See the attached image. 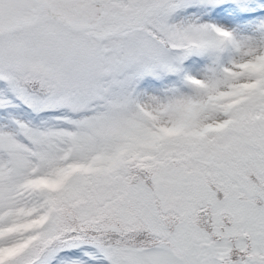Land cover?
<instances>
[{
	"label": "snow or ice",
	"instance_id": "snow-or-ice-1",
	"mask_svg": "<svg viewBox=\"0 0 264 264\" xmlns=\"http://www.w3.org/2000/svg\"><path fill=\"white\" fill-rule=\"evenodd\" d=\"M0 264H264V0H0Z\"/></svg>",
	"mask_w": 264,
	"mask_h": 264
}]
</instances>
